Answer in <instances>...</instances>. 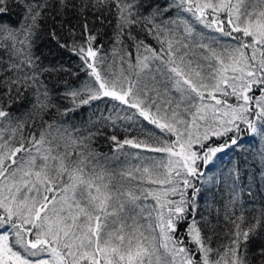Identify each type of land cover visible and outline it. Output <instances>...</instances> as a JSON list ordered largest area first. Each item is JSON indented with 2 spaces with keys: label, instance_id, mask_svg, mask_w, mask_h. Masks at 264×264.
<instances>
[{
  "label": "snow or ice",
  "instance_id": "6c2138e0",
  "mask_svg": "<svg viewBox=\"0 0 264 264\" xmlns=\"http://www.w3.org/2000/svg\"><path fill=\"white\" fill-rule=\"evenodd\" d=\"M21 4L13 22L0 0V264H264V208L237 214L238 168L222 235L198 203L218 154L245 130L264 141V0ZM45 27L79 61L59 71L85 75L56 99ZM81 109L80 126L57 119Z\"/></svg>",
  "mask_w": 264,
  "mask_h": 264
},
{
  "label": "trees",
  "instance_id": "16d2710c",
  "mask_svg": "<svg viewBox=\"0 0 264 264\" xmlns=\"http://www.w3.org/2000/svg\"><path fill=\"white\" fill-rule=\"evenodd\" d=\"M13 3L14 0H10L9 11L5 14L4 19L15 22L20 19L24 8L22 4L21 6H12ZM76 23L77 21L73 19L72 24L75 25ZM89 24L94 29L100 27L98 21L93 25V22L89 20ZM48 31V28L45 27L40 33L37 40L36 53L40 55L46 67H55L57 69L56 72H50L45 75L46 82L53 90L54 99H56L59 90L64 88L65 81L78 85L85 79V75L80 72L79 77H77L72 75L71 72L59 71L60 66L63 65L72 69V71L79 72L77 67L79 61L75 57H72L70 53L58 48L51 42L46 35ZM78 31L79 29H77ZM111 32V27L107 25L104 26V30L101 32L100 42L104 44L105 48L109 47ZM56 102L62 106H67L66 102L59 99ZM90 115L91 113L87 109H81L76 113H69L67 117L57 115V119H66L70 125L80 126L82 123L87 122ZM94 147L101 154H111V142L104 135L98 136L95 139ZM261 149H264V141H261L258 136L245 130L240 135V147L233 146L224 153L218 154L219 159L206 170L207 174L212 177V181L202 189L198 203L200 210L208 215L213 225H216V231L221 235L225 230L223 219L225 212L224 205L231 191L229 185L232 177L229 175V170L238 168L240 173L237 184L240 191L238 192V200L235 204L237 214L243 210L247 218L252 221L259 214V210L264 208V177L261 174L264 169H262L257 159V153ZM208 209H210V212L207 211ZM218 219L219 224H217ZM208 231H211V229H208ZM254 248L255 245H253Z\"/></svg>",
  "mask_w": 264,
  "mask_h": 264
}]
</instances>
